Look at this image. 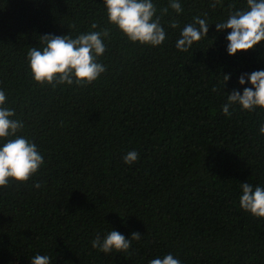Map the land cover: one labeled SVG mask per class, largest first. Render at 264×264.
Instances as JSON below:
<instances>
[{
	"label": "trees",
	"instance_id": "1",
	"mask_svg": "<svg viewBox=\"0 0 264 264\" xmlns=\"http://www.w3.org/2000/svg\"><path fill=\"white\" fill-rule=\"evenodd\" d=\"M152 2L157 15L169 4ZM213 2L180 0L182 13L161 16L166 40L151 46L109 23L103 0H0V90L24 124L17 135L44 159L28 181L0 187V264L36 255L51 264H149L167 254L181 264H264V218L239 206L241 183L264 188V110H221L227 94L251 87L238 84L241 74L264 70V41L229 56L230 30L215 23L246 0ZM205 14L206 38L179 51L183 27ZM104 29L97 62L106 71L96 81H34L27 53L42 47L40 36ZM223 74H231L224 88ZM129 151L139 158L126 164ZM111 230L142 237L127 252L94 249Z\"/></svg>",
	"mask_w": 264,
	"mask_h": 264
},
{
	"label": "clouds",
	"instance_id": "2",
	"mask_svg": "<svg viewBox=\"0 0 264 264\" xmlns=\"http://www.w3.org/2000/svg\"><path fill=\"white\" fill-rule=\"evenodd\" d=\"M108 21L134 43L141 45L159 46L166 40V31L161 24V16L168 13L171 8L175 13L183 12L180 0H169L167 7L157 8L152 0H103ZM223 0H214L210 5L215 8L221 5ZM234 8V5H229ZM194 16L193 22L186 24L176 41V48L181 52H187L194 42L206 38L209 26L212 25L206 18ZM169 27L176 29L178 22L173 19ZM92 29L97 24L91 25ZM217 32L230 30L225 37L227 40V54L235 55L237 52L253 50L255 46L264 41V0H246L244 9L230 11L226 21L215 23ZM109 36V30L89 31L81 33L73 38L70 35L54 36L45 34L40 36L42 47H30L27 53L29 68L35 82L52 87L57 85L86 86L96 81L106 71V66L97 62L106 46L104 38ZM231 74H223V88L230 79ZM247 83L251 87L243 88V92L233 90L227 94V102L222 105V114L231 116L234 105H239L242 110L249 112L257 108L264 110V70L254 71L250 74L243 73L238 77V84ZM213 91H216L214 88ZM6 94L0 90V187H7L9 181L26 182L44 163L43 156L37 150V146L17 133L23 129L24 124L19 119H14L15 110L5 107ZM260 131L264 134V125ZM139 155L136 151H129L124 157V163L131 164L137 161ZM40 188L37 182L33 185ZM242 194L239 197V206L242 210L257 218H264V188L253 186L247 181L240 184ZM141 235L133 232L130 238L117 231L111 230L106 236L99 235L91 241L94 249L108 254L113 251L127 252L132 241H139ZM30 264H51L47 255H36ZM149 264H181L172 254L163 258L152 259Z\"/></svg>",
	"mask_w": 264,
	"mask_h": 264
}]
</instances>
